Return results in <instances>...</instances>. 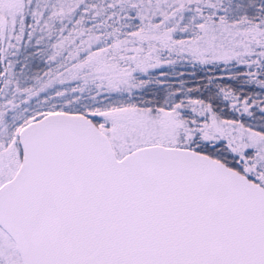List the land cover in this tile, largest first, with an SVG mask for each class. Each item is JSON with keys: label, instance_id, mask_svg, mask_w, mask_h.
Here are the masks:
<instances>
[{"label": "snow or ice", "instance_id": "1", "mask_svg": "<svg viewBox=\"0 0 264 264\" xmlns=\"http://www.w3.org/2000/svg\"><path fill=\"white\" fill-rule=\"evenodd\" d=\"M0 264H264V0H0Z\"/></svg>", "mask_w": 264, "mask_h": 264}]
</instances>
